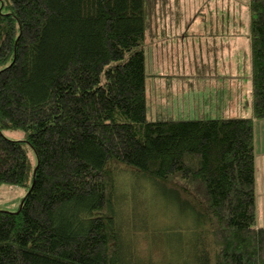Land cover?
Returning a JSON list of instances; mask_svg holds the SVG:
<instances>
[{
	"label": "trees",
	"instance_id": "obj_1",
	"mask_svg": "<svg viewBox=\"0 0 264 264\" xmlns=\"http://www.w3.org/2000/svg\"><path fill=\"white\" fill-rule=\"evenodd\" d=\"M160 1L0 0V188H29L16 213L0 211V264H264L254 142L264 0L248 5L251 116L149 121L147 49L172 10ZM119 169L158 193L172 220L152 240L134 208L146 257L124 230Z\"/></svg>",
	"mask_w": 264,
	"mask_h": 264
},
{
	"label": "rangeland",
	"instance_id": "obj_2",
	"mask_svg": "<svg viewBox=\"0 0 264 264\" xmlns=\"http://www.w3.org/2000/svg\"><path fill=\"white\" fill-rule=\"evenodd\" d=\"M163 6L160 8L164 11L165 9L168 12V9L171 5V12H173V16L168 18L169 15L165 18V22L163 19L159 20V31L157 37L154 39L152 46L147 49V55H169L168 49L172 48L173 44L169 42L170 37L176 32L178 28V18L188 20V30L190 32L201 30L202 32H197L196 35L200 34L202 40L204 42L203 53H210L213 51L212 47L216 45L210 44L212 43V38H207L206 35L210 34L212 31L216 32L218 27L211 26L210 22L214 21V19L223 20L224 23L218 30L222 34V30H224V54L225 55V68L228 72L236 73V77H240L241 80V97L243 99V110H238L237 117L247 118L251 116V105L249 104V94L248 88H250V81L248 80V72L246 71V61H248L249 57L247 55H251V39H250V13L248 9L249 0H161ZM178 6H175L177 5ZM177 7V8H176ZM175 9L179 10L176 11ZM207 18V21H204ZM204 19V20H203ZM197 20L199 22H195ZM203 20V21H202ZM209 22V23H208ZM222 22V21H221ZM213 23V22H212ZM164 28V29H163ZM173 29V30H170ZM171 31V33L169 32ZM179 31V30H178ZM161 34L164 36L161 37ZM193 33H190L188 37L183 38L185 43H180V54L182 51V45L186 50V47L189 46L190 55H193L192 46L193 43H197L200 37H193ZM221 39V38H220ZM219 39L217 44H220ZM174 40L172 37L171 41ZM159 43V44H158ZM176 45V43H175ZM221 53V51H219ZM231 55V57H229ZM222 56V55H220ZM182 57V55H174L175 62L177 58ZM222 58L220 62H222ZM174 64V62H172ZM152 64V62L150 63ZM161 62L156 63V73L163 75L162 67H159ZM152 66V65H151ZM223 67V66H222ZM166 72H172V70ZM152 73V70H149V74ZM158 79L157 82L159 85L167 86V82L178 80L177 77L173 75L166 77H156ZM154 78L147 77L146 85L148 87V120L153 121L156 119L159 112H166L167 114L172 115L175 118H184L190 119L193 118L194 105L197 103L195 99H191L189 95L183 93L181 90V86L175 82V85L172 88V92H169L168 95L163 90L158 93V99L156 96H151L149 93L150 86L153 83ZM181 83V82H180ZM235 85L237 81H235ZM247 101V104L245 101ZM158 103V106L157 105ZM151 104V108H150ZM161 105L163 107V111H161ZM236 110V109H235ZM234 111V110H231ZM165 113V114H166ZM228 113V111H226ZM234 113H236L234 111ZM226 118L227 114H222L218 116H214L213 118ZM236 118V117H234ZM254 130L256 135L260 137L264 142V121H254ZM4 136L12 141L25 142L26 135L22 131H4ZM27 152V157L29 163L31 165L32 170L37 166V158L33 150L27 145H24ZM257 163H258V155H257ZM258 173V172H257ZM116 200L117 207L119 209L120 215L122 217L124 223V230L127 234L130 235L129 231L133 233L136 237V248L139 251L140 255L143 257L147 256V252L149 249V241L147 237V230L142 231V228H132L131 224V216L132 212L135 208V214L141 218L142 215H146L147 220H149V228L154 231L151 236L152 240L160 239V236L164 235V232L167 230H162V227H167L169 223L172 221L169 217L165 209H162V204H164L156 192L149 187L145 181H140L134 178L131 172L127 169H119L117 170V178H116ZM260 185V181L259 184ZM31 186V181L29 183ZM29 188H18V187H9L2 186L0 188V211L16 213L19 210L21 202L23 198L28 194ZM168 210V209H167ZM169 211V210H168ZM261 217L259 216V220L261 221ZM133 222V221H132ZM173 223L182 224L183 221L173 220ZM160 225V226H159ZM257 225H260L258 222ZM264 225V221H263ZM135 233V234H134ZM132 235V236H133ZM158 248H154V260L160 258L157 254Z\"/></svg>",
	"mask_w": 264,
	"mask_h": 264
},
{
	"label": "crops",
	"instance_id": "obj_3",
	"mask_svg": "<svg viewBox=\"0 0 264 264\" xmlns=\"http://www.w3.org/2000/svg\"><path fill=\"white\" fill-rule=\"evenodd\" d=\"M175 6H178L175 5ZM177 8V7H176ZM173 11V10H172ZM179 12V10L175 9ZM204 20V19H203ZM202 20V21H203ZM195 22H199L194 20ZM207 21V18L204 20ZM222 21V22H221ZM180 22V23H179ZM213 22V23H212ZM178 28L176 32L171 36L169 34L170 40L173 44L172 48L169 47L168 54L169 55H147V77L154 78L152 85L150 86L149 93L151 96H156L158 99V93L161 91H165L168 95L169 92H172V88L175 85V82L181 86V90L186 95L192 96L191 99H195L197 103L194 105V110L191 115L193 118L197 119L200 117L213 118L214 116L227 114L226 118H234L238 115V110H243V99L241 97V80L240 77H236V73L228 72L225 66V55L224 54V30H222V34L220 33L219 27L223 25L224 21L218 19H214L211 21V26L218 27L217 31H212L210 34H207V38H212V43L215 46L212 47L213 51L208 53H203L204 42L200 34L196 35L197 32H202L201 30L190 32L188 30V20L182 18H178L177 21ZM209 23V22H208ZM173 30V29H170ZM179 30V31H178ZM171 33V31H169ZM190 33H193V37H200L197 43H193L194 45L191 47L193 51V55H190L189 46L186 47L188 50L184 48L185 40L183 38L188 37ZM172 37L174 40L171 41ZM223 40H221V39ZM220 41V44H217ZM176 43V45H175ZM180 43L182 45V51L180 54ZM221 51V53H219ZM174 55H182V57L177 58L175 62ZM222 55V56H220ZM249 57L248 61H246V71L248 72V80L251 85L248 88V94L251 105V91H252V70H251V55H247ZM231 57V55H229ZM222 58V62L220 59ZM152 62V64H150ZM161 62L159 67L163 69V75L156 73V63ZM174 62V64L172 63ZM152 65V66H151ZM223 66V67H222ZM149 70H152V73L149 74ZM166 70L172 72H166ZM173 75L177 77L178 80L167 82V86H163L162 84H158L162 81H158L156 77H166ZM235 81H237L238 85H235ZM181 82V83H180ZM147 95H148V87ZM148 101V99H147ZM245 101V100H244ZM247 104V101H245ZM157 102V105L158 106ZM163 107L161 105V111H163ZM151 108V104H150ZM236 109V110H235ZM234 110L236 113H234ZM228 111V113H226ZM166 112H159L158 116L163 117H173L170 114H165ZM237 115V116H236ZM156 117V118H157ZM224 118V116H223ZM175 119H184V118H175ZM215 119V118H213ZM255 164H256V213H257V224L260 222V225H257L258 228H264V142L263 140L256 135L255 132ZM257 155H258V163H257ZM258 172V173H257ZM260 181V185L259 184ZM259 216L261 217V221L259 220Z\"/></svg>",
	"mask_w": 264,
	"mask_h": 264
}]
</instances>
